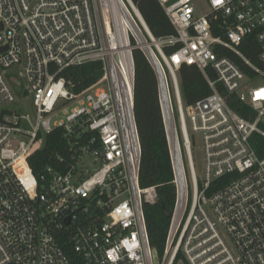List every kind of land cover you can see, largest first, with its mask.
I'll use <instances>...</instances> for the list:
<instances>
[{
  "label": "built area",
  "instance_id": "obj_1",
  "mask_svg": "<svg viewBox=\"0 0 264 264\" xmlns=\"http://www.w3.org/2000/svg\"><path fill=\"white\" fill-rule=\"evenodd\" d=\"M158 1L174 34L155 37L132 0H0V264H154L143 206L156 190L139 184L133 112L138 38L120 7L162 68L180 159L157 264H264V145L259 154L254 138L264 139V82L252 84L264 80V67L240 48L253 36L264 64V0ZM93 60L102 75L80 91L57 76ZM182 64L196 66L211 89L185 106ZM28 97L32 113L13 109ZM164 125L172 153L166 115ZM54 128L86 138L71 144L68 161L58 158L64 170L47 165L37 178L29 156ZM190 132L201 138L200 178Z\"/></svg>",
  "mask_w": 264,
  "mask_h": 264
},
{
  "label": "trees",
  "instance_id": "obj_2",
  "mask_svg": "<svg viewBox=\"0 0 264 264\" xmlns=\"http://www.w3.org/2000/svg\"><path fill=\"white\" fill-rule=\"evenodd\" d=\"M132 1L155 37L175 33L173 25L158 0ZM132 43L135 44L133 39ZM175 48L176 46H169L165 50L170 53ZM240 48L253 63L264 67L259 60V46L253 36L245 37ZM132 56L134 63L133 112L141 148L139 184L141 187L154 186L156 190V201L152 204L144 203L143 208L150 247L153 253L160 258L175 205L176 186L160 105L157 74L141 49L135 47L132 50ZM232 57L239 61L237 57ZM243 68L246 73H250L248 68ZM101 75L102 63L99 60L71 65L57 74L63 77L67 87L75 92L93 84ZM177 76L182 100L186 105L211 92L206 78L194 65L182 64L177 71ZM220 91L233 110L242 116H247L246 106L238 101L235 94L228 93L221 87ZM85 138L84 136L80 139L75 133L65 136L61 128H54L46 134L43 146L35 149L28 159L35 177L39 178L47 165L57 170H64L65 166L58 163V158L61 157L68 161L72 153L71 144L76 140H85ZM254 138H257L255 146L258 153L263 154L261 147L264 145V139Z\"/></svg>",
  "mask_w": 264,
  "mask_h": 264
},
{
  "label": "rangeland",
  "instance_id": "obj_3",
  "mask_svg": "<svg viewBox=\"0 0 264 264\" xmlns=\"http://www.w3.org/2000/svg\"><path fill=\"white\" fill-rule=\"evenodd\" d=\"M264 82V80L262 78H258L256 79L254 82H252L253 85H259L262 84ZM103 88L107 89L106 84L102 85ZM173 97V101H174V96ZM174 103V102H173ZM183 105L185 106L186 104L183 103ZM13 109H20L22 111H26V112H33V108L31 105V101L30 98H25L23 99V101L19 102L18 105L17 104H13ZM190 139H191V143H192V157H193V163H194V169L196 172V175L198 176V178L201 177V173H202V147H201V138L200 135L196 134V133H192L190 132ZM42 143V142H41ZM42 144H40L41 146ZM185 164H186V156H185ZM186 170L187 169V165H186ZM174 264H186L185 260L183 258H178Z\"/></svg>",
  "mask_w": 264,
  "mask_h": 264
},
{
  "label": "bare ground",
  "instance_id": "obj_4",
  "mask_svg": "<svg viewBox=\"0 0 264 264\" xmlns=\"http://www.w3.org/2000/svg\"><path fill=\"white\" fill-rule=\"evenodd\" d=\"M120 7V6H119ZM121 9V13H122V21H123V24H127L129 25V27L132 29V31L134 32V34L136 35V37L138 38V40H142L143 39V29H142V26L140 25V23H136V25L131 22L130 18L128 17V15L122 10V8L120 7ZM135 12L137 13L138 17L140 18L141 22L144 24V26L146 27L145 23L143 22V18L142 16L140 15L139 11L135 8ZM145 45V48L147 49V45ZM149 55V53H148ZM163 108H164V113L166 115V121H167V128H168V132H169V139H170V144H171V149H172V153L174 155V160H175V167H176V170L178 172V174L180 173V167H179V164L177 162V148H176V142H175V136H174V133H173V129L171 128V123H170V120H169V116L170 115V111H169V106H167V103L163 101Z\"/></svg>",
  "mask_w": 264,
  "mask_h": 264
},
{
  "label": "water",
  "instance_id": "obj_5",
  "mask_svg": "<svg viewBox=\"0 0 264 264\" xmlns=\"http://www.w3.org/2000/svg\"><path fill=\"white\" fill-rule=\"evenodd\" d=\"M143 22L145 23L144 19H143ZM145 25H146V23H145ZM146 27L148 28L147 25H146ZM144 44L147 45V49L145 48ZM136 47L142 50L145 57L147 58V60L149 61V63L153 67V69L155 70V72L157 74V78H158L159 91H160V94H162L163 101H164V98L166 99V88H165V84H164V80H163V72H162V68H161L153 50L143 39L142 40H138V39L136 40ZM148 53H149V55H148ZM161 106H162V103H161ZM162 114H163V120L165 121V114L163 112V108H162ZM170 153H171V151H170ZM171 159H172V164L174 165V168L176 169V167H175L176 162L174 160V155L172 156V153H171ZM177 162L180 165V159L178 158V154H177ZM180 168H181V166H180ZM153 261H154V264H157V262H158V257L155 254H153Z\"/></svg>",
  "mask_w": 264,
  "mask_h": 264
},
{
  "label": "snow or ice",
  "instance_id": "obj_6",
  "mask_svg": "<svg viewBox=\"0 0 264 264\" xmlns=\"http://www.w3.org/2000/svg\"><path fill=\"white\" fill-rule=\"evenodd\" d=\"M218 2H219V0H218Z\"/></svg>",
  "mask_w": 264,
  "mask_h": 264
}]
</instances>
